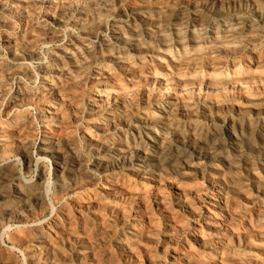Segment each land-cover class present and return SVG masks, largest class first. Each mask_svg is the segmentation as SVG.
Returning a JSON list of instances; mask_svg holds the SVG:
<instances>
[{"label": "rangeland", "instance_id": "1", "mask_svg": "<svg viewBox=\"0 0 264 264\" xmlns=\"http://www.w3.org/2000/svg\"><path fill=\"white\" fill-rule=\"evenodd\" d=\"M69 1L70 0H0V65L2 66H0V70L2 71H0V79L4 78L6 73L13 72L10 80L7 81L5 91L0 95V124L7 126L9 122L13 121V127H9L6 136L2 137V134H0V177L4 181L3 182L0 178V211H6L7 209L9 210L14 207L17 202L15 191L18 186V188L24 192L25 190L29 191L33 185H36L37 182H40L41 180L46 197L45 204L41 210L37 209L33 214L23 213L21 219H14L13 217L8 223L5 222L4 227L0 232V264H31L32 262L30 263L27 258V253L31 250L30 247H32L33 243H36V246L38 243L40 252L38 254L37 262L34 264H133L134 261H136L134 264H138L139 262H141L140 264H148L149 257L153 260L167 261L170 258L168 255H171L174 249H182L184 243H188L193 249H195L193 243H191V231L197 221H199L205 213L203 208L204 204H208L211 200H215L216 203L221 201L220 197L222 194L221 190L217 187L215 181L217 180V175L212 171V165L204 160H192V165L187 168H183V166L180 163L178 165L177 162L171 163L170 165L168 163L166 165L164 164L165 167L163 172H161V176H158L159 174L155 175L157 172H149L150 174L147 173V176H138L132 171V169H117L115 173H110L106 176L96 168L99 157L96 152L95 144L102 143L110 145L111 143V145H122L120 148L125 151L146 148V151L150 152L151 145L146 139H144L146 138L145 135L148 131L145 129L146 126L143 123V118L151 115V113H157V111H160L161 109L164 110L169 106V98L176 99V91L172 90L174 88L169 82L174 83L177 78H186L194 74L199 75L200 73L201 75L211 73L225 76L238 75V77H241L243 74L238 71V68L245 67V69H247V75H245L249 76V81L252 79L254 80L245 84L242 89H227L222 93L223 97L222 95H219L217 98V105H221L219 107L221 110L218 109V111L214 107L216 104L214 100L215 98L208 96L206 99L202 96L204 95V92L202 91L194 93L191 90H188L184 98L179 100L176 99V102L174 103H177L178 105L182 104L190 111L192 118L204 126L203 134L205 133L204 135L206 137L212 138L213 136H217L219 143L222 144H226L227 138L224 130H226L227 127L231 126L236 129L238 134L244 135V130L251 126L253 130L248 134L249 138L252 140V144L254 143V146L261 150V153H257L256 151L252 152L253 154L251 153L247 156V162L250 161L252 164L259 162V160L262 159V156H264V26H262V17L259 15L260 12L259 14H256V12L247 11L244 9L245 7L243 4L239 6L238 3L233 5L228 4V6L227 4L221 5V9L218 10L221 14L220 15L217 11H215L216 13H212L209 12V10L206 11L204 9L196 11V14L193 10V0H107L108 11L106 10L99 18L92 16L94 17L93 19H89L88 17V19L83 18V20L82 16H80L74 8H70L69 6V9H65L68 11H62V17H64L63 23H55L51 21L49 17L60 11L58 6L61 7V4L65 6L74 4L77 0H71L70 2L72 3ZM88 2H92V0H79L74 5H77V3L81 5L84 3L85 7L88 5L87 8L89 9L90 3ZM154 7L159 10L161 14L156 12L152 13L151 10H154L152 9ZM160 9L162 10L160 11ZM61 10H64V8ZM140 11H147V14L149 13L151 18L150 20L154 23L158 24L159 19L161 20L159 24L163 26L160 27H163L161 29L163 30L165 37L168 38L169 36L167 40L169 44H171L170 48L166 49L167 51H162L164 49L160 46L161 44L158 42L157 37L153 35L155 39L152 38L153 42L151 43V46L156 48L154 50L155 52L135 56L133 52L129 50L128 46L119 44L112 36V27L116 25L119 26L118 28H121L124 36L128 39H132V37L136 40L138 39L137 41H140L139 43H142L141 45L148 43L149 40L143 30L140 29L139 20L136 18ZM158 14H160V16H158ZM195 14L196 16H194ZM181 17L182 19H180ZM154 18L156 22L153 20ZM241 20L243 22H241ZM78 21L81 24L77 23ZM179 21L181 22L179 23ZM200 21H203L202 24L198 23ZM235 21L240 22V24L245 23V26H247L248 23H250L249 25L253 24V26L260 28L262 31V37L257 38L256 42H252L253 45L255 44L253 49L244 50L233 45H226V47H229L226 49L227 51H209L203 47V50H206L203 52L202 48L199 47L200 56L197 52L198 50L194 51V47L191 49V45L185 47L184 54L183 51H179L174 44L173 41L175 37L172 40V37L174 36L172 30L175 27H179L180 29L182 27L181 30L184 32L183 36L185 35V41H190L192 38H197L200 35L201 37L208 36L211 29L214 27H217V36L221 38L220 30L222 23L229 24L234 23ZM65 22L66 24H64ZM98 22L104 23L103 25L106 24L107 26L102 31L103 42L98 39L95 41L94 46L100 49L104 54L109 53V55L107 54L108 56L117 57V54H125L124 56L129 61L130 65L138 70L136 76H126L123 70L124 67L116 65L113 59L102 60L99 57L95 58L94 55L96 54L90 56L85 52L84 48H82L81 41L83 39L80 37H83L82 35L90 36ZM177 24L182 26H178ZM129 26L131 29L133 27L136 32L134 35L135 37L128 32L130 28ZM166 34L168 36H166ZM51 37L52 39L50 40ZM7 41H14L15 43L13 42L14 45L9 46ZM104 41L107 44L106 48L104 46ZM101 43L103 44V47ZM231 46L236 50L233 51ZM231 49L232 51H229ZM252 52L261 54L259 56L261 60H259L258 63L251 60ZM193 53L195 55L197 54V56L193 55ZM90 57H94V60H90ZM184 57L187 59L188 57L189 59L194 57L189 60V65L187 67L185 66L184 61H187V59ZM212 60L218 61L220 63L219 66H213L211 64ZM83 63H85V65H81ZM75 65H81V67H83L78 70L74 67ZM21 66L27 68V73L25 75H22L21 72L19 73V68ZM43 68L45 70L47 69V72L53 68L52 70L54 71V74L47 75ZM98 72L104 73L110 77L111 82L109 83L110 85H114L112 86L111 92L114 93V95L118 94V107L112 110V113L102 110H98L97 112L91 109L89 94L93 86L92 84L94 83L93 80L95 81ZM234 73H236V75ZM252 74H254V76ZM255 75L259 76L256 77ZM260 75L263 79L260 78ZM154 76L163 78L164 81L166 80L167 85L158 87L160 83L152 80V77ZM171 77L172 79H170ZM256 78L258 79L256 80ZM44 86H46L47 89L50 86L51 88L60 91L58 94L60 96H58L57 99L54 97H51L50 99L51 106L57 111V114L55 113L52 117L48 116V118L42 116L37 109L38 106H36L37 98H39V96L35 93L40 87L43 88ZM21 90H25L26 94L22 93L21 96L19 93ZM162 90L165 91L166 96L162 93ZM77 94L79 95L77 96ZM25 96L26 98H24ZM252 99L253 101H251ZM209 108H213L214 112H216H213L214 115L212 114L213 116L207 118L204 116V111ZM217 114H219V116H216ZM111 118L113 120H111ZM122 119L124 121H122ZM122 122L124 123L123 125H121ZM26 126L28 128H26ZM109 126L114 129H111ZM22 138L24 139L22 140ZM23 141H26V145L22 144ZM49 141H53L55 144L57 143V147L60 152H62L63 161H61L60 164L58 163L59 165L56 164L53 159L48 157L44 158L42 154H40L43 146L47 145L46 143ZM22 145L26 146L28 149L30 159L28 164L24 162L22 154H20L23 148ZM231 152L228 151L226 155L232 158L234 154ZM75 162H78L79 165H76ZM262 163L264 165V162ZM166 166L168 168H166ZM257 166L258 165H253L255 172L259 174L262 179V182L258 184H255L247 175L245 159L238 160L235 164L236 169L225 174L223 179L226 184H231L234 189L241 187L238 191L235 190L237 192L230 194L232 204L226 205L225 209L230 212L244 211L246 219L249 218L254 220V216L258 215L260 216V219H262L261 223L264 228V169L263 171L259 170L261 168ZM182 173L191 177L189 183L192 186L200 187L201 185L200 188L202 189V202L194 200V202L191 203L193 200L189 201L190 204L193 205L191 212L187 209L188 212L185 210L186 208L184 209L178 204V194L172 187L175 182L178 183L183 181L184 178L181 175ZM4 178L8 179V181ZM80 178L82 180H80ZM209 178L212 182L207 180ZM75 179L84 183L83 188L77 189L74 192H68L69 189L71 190L74 187L73 184ZM235 179L237 180L236 184ZM157 181H160V187L155 186ZM108 184L115 186L127 185V187L135 191H139L140 189L145 190V193L143 192V194H141V199H139L140 204H138L137 201L131 206L125 199H123L124 196L120 193L116 195V198L114 197L111 199L112 202L123 208L124 211L126 210L129 212L131 206L134 210H137L138 213H142V215L139 214V216H142L141 219L135 221L132 219L130 213H125L128 217L124 216L125 218L120 217V219L118 218L119 216L109 213L106 209H103V207V210L101 207H94V209L93 207H89V209L87 207L76 212V205H74L75 199L80 198L79 201L82 199L80 201L82 204H85V202L88 203L91 201L92 196L93 198L96 196V198H98L100 195L99 191L110 186ZM104 185L107 186L105 187ZM25 187L27 188L25 189ZM239 192L242 196L239 195ZM162 196L165 199L163 200L164 202L160 203L157 199L159 197L162 198ZM237 196H239V198H237ZM107 201H109V199H105V202ZM231 207L234 210L231 209ZM194 212H196V214ZM54 214L58 216V221L56 223L53 222ZM143 214H145V216ZM94 217L97 218L95 219ZM147 219H149V221ZM146 221H148L149 224H147ZM35 223L42 226V233H40V231L38 233L29 231L30 224L32 225ZM171 223L173 224L172 227ZM175 223L179 226L183 225V228L181 229V227L178 226L177 231L174 228ZM149 225L152 226L148 227ZM239 225L241 228L239 226L236 228L239 232H242V230L243 232L246 230L248 231L247 228H244L245 226L243 223H240ZM134 227H140L138 229L142 230L149 229L152 232L150 231L147 238L142 236L143 238L135 237L132 239L129 237V233ZM67 229L69 230L64 231ZM99 232L102 233L100 234ZM76 236L82 239L86 237L84 240H86L85 242L87 244H84L80 248L76 242H74V239L71 238H75ZM170 236L172 239L176 240L174 241L170 239ZM55 238L58 239L56 240ZM16 240L20 242H17ZM22 242L28 243L21 244ZM91 242L92 244H90ZM164 243L167 244V246ZM125 245L130 251L133 250L131 251L133 255L129 256V253H126L127 250L124 247ZM89 251L91 252L89 253ZM145 251H147V254ZM241 251H243V249ZM233 253L234 250L228 252L229 255H232ZM79 254L81 258H77V255ZM44 255L46 257H44ZM146 255L149 257L147 258Z\"/></svg>", "mask_w": 264, "mask_h": 264}, {"label": "bare ground", "instance_id": "2", "mask_svg": "<svg viewBox=\"0 0 264 264\" xmlns=\"http://www.w3.org/2000/svg\"><path fill=\"white\" fill-rule=\"evenodd\" d=\"M71 1V0H70ZM69 1V2H70ZM75 1V0H74ZM79 0H77L76 2H78ZM85 1V0H84ZM91 1V0H90ZM164 1V0H163ZM167 1V0H166ZM165 1V2H166ZM184 1V0H183ZM65 2V1H64ZM75 2V3H76ZM182 2V1H181ZM188 2V1H187ZM26 3V2H25ZM68 3V2H67ZM72 3V2H70ZM74 3V2H73ZM74 3V4H75ZM90 3L89 5V9L87 7H85L84 3L79 5L77 3V5L74 4H70V5H63L61 4V7L58 6V8H60V11H58L57 13H54L51 15V17H49V19H51V21L55 22V23H60V22H64L62 17V11H68L65 10L67 9L69 6L70 8H74V10L76 12L79 13L80 16H82V19H93L94 17L92 16H96V17H101L104 12L107 10L108 8V4H107V0H92V2H88ZM164 3V2H163ZM174 3V2H173ZM239 4V6L241 4H243V6L245 7L244 9H246L247 11H251V12H256V14L260 12L259 15H261L260 17H262V26H264V0H193V10L196 13V11L199 10H206L209 12L214 13L215 11H217L219 13L218 10L221 9V5H225L227 4ZM142 4V3H141ZM150 4V3H149ZM25 5V4H24ZM60 5V4H59ZM111 5V4H110ZM133 5V4H132ZM4 6V5H2ZM1 6V7H2ZM65 6V7H64ZM129 6V5H128ZM144 6V5H143ZM230 6V5H229ZM238 6V5H237ZM26 7V6H25ZM164 7V6H163ZM64 10H61L63 9ZM120 8V7H119ZM132 8V7H131ZM142 8V7H141ZM158 8V7H157ZM7 9V8H6ZM69 9V8H68ZM154 10H151V12H156V13H160L159 10H157L155 7L152 8ZM234 9V8H233ZM232 9V10H233ZM9 10V9H8ZM15 10V9H14ZM17 10V9H16ZM25 10V9H24ZM162 9H160L161 11ZM227 10V9H226ZM243 10V9H242ZM108 11V10H107ZM126 11V10H125ZM7 12V11H6ZM34 12V11H33ZM40 12V11H39ZM166 12V11H165ZM184 12V11H183ZM231 12V11H230ZM36 13V12H35ZM187 13V12H186ZM216 13V12H215ZM64 14V13H63ZM155 14V13H154ZM160 14H158V16H160ZM182 14V13H181ZM197 14V13H196ZM196 14L194 16H196ZM209 14V13H208ZM220 14V13H219ZM164 15V14H162ZM221 15V14H220ZM219 15V16H220ZM156 16V15H155ZM244 16V15H243ZM95 17V18H96ZM154 17V16H153ZM152 17V18H153ZM187 17V16H186ZM259 17V18H260ZM68 18V17H67ZM106 18V17H105ZM140 23V29L143 30V32L145 33L146 37L148 38L149 42L148 43H144V45H141L135 38L132 37V39H128L127 37L124 36L121 28H118L119 26L115 25L114 27H112V36L115 38V40L119 43L122 44L123 46L126 45L128 46L129 50L131 52H133V54L135 56H140L142 54H148V53H154L155 51V47L151 46V43L153 42V35L157 37L158 42L161 44L160 46L164 49L162 51H167L166 49L170 48L171 44H169L168 42V38L169 36L166 34L167 37H165V35L163 34V30L160 26V19H159V23H154L153 21H151L149 13L147 14L146 12L140 11L137 14V17ZM81 19V18H79ZM81 19V20H82ZM120 19V18H119ZM158 19V18H157ZM182 19V17L180 18ZM75 20V19H74ZM80 20V21H81ZM84 20V19H83ZM82 20V21H83ZM111 20V19H110ZM127 20V19H126ZM155 21V18L153 19ZM200 20V19H199ZM248 20V19H247ZM25 21V20H24ZM90 21V20H89ZM97 21V20H96ZM172 21V19H171ZM174 21V20H173ZM192 21V20H191ZM197 21V20H196ZM204 21V19H203ZM202 21V22H203ZM117 22V21H116ZM156 22V21H155ZM181 21H179L180 23ZM202 22H198L200 24H202ZM241 22H243L241 20ZM79 23V21L77 22ZM106 23V22H105ZM109 23V22H108ZM166 23V22H165ZM213 23V22H212ZM248 23V22H247ZM246 23V24H247ZM66 24V22L64 23ZM81 24V23H79ZM83 24V23H82ZM104 23H99L96 24L94 31H92V34L89 35H82L83 40L81 41V46L82 48H84L85 52H87L90 56L93 54L95 58H100L102 60H109L110 58L113 59V61L116 63V65L119 66H123V70H124V74L126 76L129 77H133L136 76L138 73V70L133 67L132 65H130L129 61L125 58V54H115L117 57H113V56H108L109 53L104 54L103 52H101L100 49H98L96 46H94V43L96 40L100 39L102 40V31L104 30V28H106V24L103 25ZM163 24V23H162ZM250 23H248L247 26H245V23L240 24V22L235 21L234 23H222V27L220 30L221 33V38H219L217 35L218 31H217V27L212 28L210 31V34L208 36L205 37H201L198 36L197 38H192L190 41H185L182 32V27L181 29L179 27H175L173 28V32H174V44L176 45V47L180 50L183 51L184 53V49L186 46L191 45V49L194 47V51H197L198 53L199 51V47L202 48L203 47L207 50H214L217 52H221L226 50L229 47H226V45H233L236 47H240L241 49H253L254 45L253 43L256 42L257 38L262 37V31L260 30V28H256L255 26H253V24L249 25ZM259 24V23H258ZM261 24V23H260ZM178 26H182L177 24ZM175 25V26H177ZM2 26V25H1ZM6 26V25H4ZM80 26V25H79ZM83 26V25H81ZM34 27V26H33ZM130 27V26H129ZM127 27V28H129ZM246 27V28H245ZM185 28V27H184ZM190 28V27H189ZM220 28V27H219ZM264 30V29H263ZM38 31V30H36ZM47 31V30H46ZM126 31V30H125ZM184 31V30H183ZM59 32V31H58ZM132 36L135 35V31L132 27L129 28L128 31ZM165 32V31H164ZM219 33V34H220ZM46 34V33H45ZM58 34V33H57ZM62 34V33H61ZM70 34V33H69ZM171 34V33H170ZM25 36V35H24ZM244 39H243V37ZM264 36V34H263ZM135 37V36H134ZM64 38V37H63ZM189 38V37H188ZM33 39V38H32ZM36 39V38H35ZM52 39V37L50 38V40ZM111 39L113 40V38L111 37ZM155 39V38H154ZM261 39V38H260ZM39 40V39H38ZM104 40V39H103ZM102 40V42H103ZM14 42V41H13ZM12 41H7V43L9 44V46L14 45ZM38 42V41H37ZM79 42V41H78ZM142 42V41H141ZM253 42V43H252ZM15 43V42H14ZM172 43V42H170ZM5 44V43H4ZM18 44V43H17ZM102 44V43H101ZM46 45V44H45ZM106 43L104 41V46L106 48ZM121 46V47H123ZM159 46V45H158ZM232 47L233 51L236 50L234 49V47ZM31 47V46H30ZM103 47V44H102ZM109 47V46H108ZM107 47V48H108ZM160 47V48H161ZM235 47V48H236ZM103 48V49H105ZM61 49V48H60ZM111 49V48H110ZM203 50V52H205L206 50ZM229 50V51H232ZM83 50V51H84ZM122 50V49H121ZM177 50V49H176ZM201 50V49H200ZM201 50V51H202ZM8 51V50H7ZM28 51V50H27ZM107 51V50H106ZM169 51V50H168ZM181 51V52H182ZM227 51V50H226ZM73 52V51H72ZM84 52V53H85ZM116 52V51H115ZM119 52V51H118ZM202 52V53H203ZM237 52V51H236ZM258 52V51H257ZM257 52H252V58L251 60L256 61V63L259 62V60H261L259 58V56L261 54H257ZM92 53V54H91ZM124 53V52H122ZM162 53V52H161ZM182 53V54H183ZM192 53V52H190ZM196 53V52H195ZM212 53V51H211ZM224 53V52H223ZM235 53V52H234ZM29 54V53H28ZM111 54V53H110ZM159 54V51H158ZM165 54V53H164ZM181 54V53H180ZM185 54V53H184ZM87 55V54H86ZM167 55V54H166ZM192 55V54H191ZM193 55H195L193 53ZM200 55V53H199ZM79 56V55H78ZM197 56V54L195 55ZM201 56V55H200ZM250 56V54H249ZM263 56V55H262ZM18 57V56H17ZM83 57V56H82ZM93 57V58H94ZM93 58H89L90 60H94ZM152 58V57H151ZM186 58V57H184ZM194 58V57H193ZM190 58V59H193ZM1 59V57H0ZM187 59V58H186ZM189 57L185 61V66L187 67L189 65ZM84 60V59H83ZM182 60H183V56H182ZM45 61V60H44ZM180 61V60H179ZM112 62V61H111ZM182 62V61H181ZM226 62V61H225ZM159 63V62H158ZM24 64V63H23ZM211 64L213 66H219V62L218 61H211ZM210 64V65H211ZM81 65H85V63L81 64ZM75 65L74 67H76V69L80 70L82 67ZM249 65V64H248ZM262 65V64H261ZM263 65H264V60H263ZM1 66V65H0ZM107 66V65H106ZM2 67V66H1ZM179 67V66H178ZM46 68V67H45ZM184 68V67H183ZM238 68V67H237ZM11 69V68H10ZM44 69V68H43ZM51 69V68H50ZM53 69V68H52ZM50 70L47 72V75H51L54 74L53 70ZM57 69V68H56ZM84 69V68H83ZM182 69V68H181ZM234 69V68H233ZM236 69V68H235ZM8 70V69H7ZM89 70V69H88ZM215 70V69H214ZM232 70V69H231ZM237 70V69H236ZM246 70L245 67L243 68H238V71H240L241 74H243V76L238 77L237 76H225V75H215V74H208L207 75H201V73L199 75H190L186 78H177V80L174 83H170L172 84L173 88L172 90H175L176 92V99H182L185 97L186 93L188 92V90H191L192 92H199L202 91L204 92L202 95L203 97H213L215 98V102L216 104L214 105V107L218 110L219 107L221 105H217V98L218 96L222 95L223 92H225L227 89H235L238 88L242 89L243 86L245 84H248V82L253 81L254 79L251 80V76L254 74H252L250 77L249 81V76H246ZM1 71V70H0ZM6 71V70H5ZM18 71V70H17ZM85 71V70H84ZM219 71V70H218ZM2 72V71H1ZM9 72V71H8ZM21 72L22 75H25L27 73V68L25 66H21L19 68V73ZM123 72V71H122ZM235 72V70H234ZM56 73V71H55ZM66 73V71H65ZM92 73V72H91ZM193 73V72H192ZM13 74V72H9L5 74V77L0 79V95H2V93L5 91V87L7 85V81L10 80L11 75ZM96 74V73H95ZM166 74V73H165ZM164 74V75H165ZM170 74V73H169ZM175 74V73H174ZM178 74V73H177ZM224 74V73H223ZM231 74V72H230ZM236 75V73H234ZM246 74V75H245ZM28 75V74H27ZM45 75V74H44ZM152 75V74H150ZM167 75V74H166ZM188 75V74H187ZM14 76V75H13ZM76 76V75H75ZM139 76V75H138ZM174 76V75H173ZM172 76V77H173ZM256 76V75H255ZM259 76V75H258ZM256 76V77H258ZM146 77V76H145ZM164 77V76H163ZM167 77V76H166ZM172 77L170 79H172ZM263 77V76H262ZM76 78V77H75ZM261 78V75H260ZM47 79V78H45ZM150 79V78H149ZM258 78H256L257 80ZM263 79V78H261ZM49 80V79H48ZM117 80V79H116ZM136 80V79H135ZM152 80L157 81V83H160L158 87H162L163 85H167L166 80L164 81L163 78H159L157 76L152 77ZM151 80V81H152ZM168 80V79H167ZM144 81V80H143ZM263 81V80H262ZM45 82V80H44ZM43 82V83H44ZM73 82V81H71ZM78 82V81H77ZM93 86L91 88L90 91V103H91V109L93 111H97L98 110H102V111H108L112 113V110L116 109L118 106V101L119 98L117 97L118 94L115 96L114 93H112L111 89L112 86H114L113 84L110 85L109 82L110 81V77H108V75L98 72L96 74V79L95 81L93 80ZM261 82V81H260ZM92 83V82H91ZM50 84V83H49ZM69 84V83H68ZM251 84V83H249ZM260 84V83H259ZM44 85V84H43ZM42 85V86H43ZM48 85V83H47ZM74 85V84H73ZM258 85V84H257ZM53 86V85H52ZM68 86V85H67ZM170 86V85H169ZM250 86V85H249ZM252 86V85H251ZM260 86V85H259ZM264 86V85H263ZM247 87V86H245ZM168 88V87H167ZM254 88V87H253ZM120 89V88H119ZM154 89V88H153ZM255 89V88H254ZM114 90V89H113ZM161 90V89H160ZM88 91V90H87ZM144 91V90H143ZM163 91V90H162ZM171 91V90H170ZM60 91L56 90L55 88H51L50 86L47 87L44 86L43 88H39V90L35 93L36 95L39 96V98H37V104L36 106H38V111L40 114H42V116H44L45 118L48 116H53L55 113L57 114V111H55L54 108H52L51 106V97H54L55 99L58 98V95ZM147 92V91H146ZM20 95L23 93L26 94L25 90H21ZM126 93V92H125ZM160 93V92H159ZM164 95L166 94L165 91L162 92ZM230 93V92H229ZM121 94V93H120ZM161 94V93H160ZM159 94V95H160ZM6 95V94H5ZM32 95V94H31ZM79 94H77L78 96ZM233 95V94H232ZM17 96V95H16ZM22 96V95H21ZM29 96V95H28ZM127 96V95H126ZM158 96V94H157ZM166 96V95H165ZM1 97V96H0ZM31 97V96H30ZM75 97V96H74ZM121 97V95H120ZM223 97V95H222ZM26 98V96L24 97ZM162 98V97H160ZM212 98V99H213ZM126 99V98H125ZM159 99V98H158ZM157 99V100H158ZM175 98H169L168 99V105L169 106H164L166 107L164 110L161 109L160 111H157V113H151V115L146 116L145 118H143V123L145 124L147 129L146 131L147 134L145 135L146 141L151 145V150L150 152L146 151V148H137V149H133L132 151H125L122 150L120 148V146L122 147V145L118 146V145H105L102 143H96L95 147H96V152L98 155V161L96 164V168L103 174H105L106 176H108V174L110 173H115V171L117 169H132L133 172H135L138 176L139 175H146L149 172H157L155 175L159 174L158 176H161V172H163L165 165L168 163L169 165L171 163H175L177 162L178 165L179 163L184 167H190L192 164V160H204L207 161L209 164L212 165L211 169L212 171L215 172V174L217 175V180L216 184L217 187L221 190V201L219 202H215V200H211V202H209L208 204H204L203 208L205 210V213L203 214L202 218L197 221V223L194 225L192 231H191V243H193L195 249H193L188 243H184V246L182 247V249H172V253L170 256V258L167 261H161V260H153L151 257L147 256L148 258V264H264V228L262 227V223L260 219V216H254L255 219H246V215L245 212H235V211H227L225 209L226 205H230L232 204V199L230 197L231 193H235L238 191V189H240L241 187H238V189H234V187L230 184H226L224 182V177L225 174L227 172H230L231 170L233 171V169L235 170V164L237 163L238 160L241 159H245V164H246V171H247V175L249 176V178L255 183L258 184L260 182H262L259 174H257L255 172V168L253 167V165H258L257 167H260L262 170L264 169V165L262 162H264V156H262V159L259 160V162H257L256 164H252L249 162H247L248 158L247 156L249 154H251L252 152L256 151L257 153H261V150L257 147L254 146V143L252 144V140L249 138V133L252 132L253 128L247 127L246 130H244V135L243 134H238L236 129L231 127H227L226 130H224L225 132V136L227 138L226 140V144H222L219 143V139L217 136H213L212 138L206 137L203 134L204 131V126L199 123L198 121L194 120L192 118V115L190 113V111L188 109H186L182 104L178 105L176 102ZM203 99V98H202ZM207 99V98H206ZM263 99V98H262ZM123 100V99H122ZM166 100V99H165ZM220 100V99H219ZM249 100V99H248ZM253 101V99L251 100ZM222 102V101H221ZM120 103V102H119ZM14 104V103H13ZM35 104V103H34ZM167 104V103H166ZM188 104V103H187ZM210 104V103H209ZM58 105V104H57ZM61 105V104H60ZM66 105V104H65ZM73 106V105H72ZM223 107V106H222ZM120 108V106H119ZM163 108V107H162ZM241 108V107H240ZM239 108V109H240ZM196 109V108H195ZM215 109V110H216ZM236 109V108H235ZM238 109V110H239ZM257 109V108H256ZM221 110V108L219 109ZM218 110V111H219ZM224 110V109H223ZM244 110V109H243ZM242 110V111H243ZM259 110V109H258ZM257 110V111H258ZM264 110V108H263ZM118 111V110H117ZM192 111V110H191ZM261 111V110H259ZM205 117H210L213 116V108H209L208 110H205ZM216 112V111H215ZM214 112V113H215ZM262 112V111H261ZM259 112V113H261ZM239 113V112H238ZM213 114V115H212ZM4 115V114H3ZM252 115V114H251ZM262 115V114H261ZM128 116V115H127ZM216 116H219V114H217ZM116 117V116H115ZM114 117V118H115ZM204 117V118H205ZM222 117V115H221ZM121 118V116H120ZM213 118V117H212ZM52 119V118H51ZM222 119V118H221ZM111 120H113L111 118ZM117 120V118H116ZM226 120V119H225ZM8 121V120H7ZM122 121H124L122 119ZM121 122V121H120ZM2 123V121H1ZM118 123V122H115ZM142 123V124H143ZM230 123V122H229ZM5 124V123H4ZM121 124V123H120ZM124 123L122 122L121 125H123ZM234 124V123H233ZM236 125V124H235ZM234 125V126H235ZM13 127V121L9 122L8 125L4 126L2 124H0V134H2L3 136H6V133H8V129L9 127ZM117 126V125H116ZM119 126V125H118ZM110 127V126H109ZM26 128H28L26 126ZM111 128V127H110ZM24 129V128H23ZM114 129V128H111ZM242 130V129H241ZM11 131V130H9ZM21 134V133H20ZM209 134V133H208ZM218 134V133H216ZM247 134V135H246ZM144 135V134H143ZM215 135V134H214ZM45 136V135H44ZM210 136V135H209ZM63 137V136H62ZM221 137V136H220ZM219 137V138H220ZM5 138V137H4ZM18 138V137H17ZM24 138H22L23 140ZM221 139V138H220ZM262 139V138H261ZM69 140V139H68ZM262 141V140H261ZM101 142V141H100ZM104 142V141H103ZM254 142V141H253ZM93 143V142H92ZM117 143V142H116ZM16 144V143H15ZM22 144L26 145V141H23ZM47 145L43 146V148L41 149V153L42 156L51 158L55 161L56 164H60L61 161H63V156H62V152H60L59 148L57 147V143L55 144L53 141H49L48 143H46ZM118 144V143H117ZM20 145V144H19ZM23 146L22 148V152L20 154H22L23 160L25 163H29L30 159H29V155H28V149L26 148V146ZM262 145V144H261ZM260 145V148H261ZM11 146V145H10ZM145 146V145H144ZM125 147V146H124ZM12 148V147H11ZM19 148V147H18ZM130 149V150H131ZM232 151L234 156L231 158L229 156L226 155V153L228 151ZM263 151V150H262ZM231 152V153H232ZM247 154V155H246ZM253 154V153H252ZM258 155V154H256ZM264 155V152H263ZM41 156V157H42ZM67 156V155H66ZM253 156V155H252ZM189 157V158H187ZM40 158V157H39ZM253 158V157H251ZM259 158V157H258ZM255 159V156H254ZM250 160V158H249ZM258 160V159H256ZM241 162V161H240ZM64 163V162H63ZM55 164V165H56ZM58 164V165H59ZM76 165H79L78 162H75ZM165 164V165H164ZM244 164V163H243ZM242 164V165H243ZM62 165V164H61ZM95 166V165H94ZM177 166V165H176ZM73 168V167H72ZM166 168H168L166 166ZM178 168V167H177ZM75 169V168H74ZM190 169V168H189ZM3 170V169H2ZM12 170V169H11ZM15 170V169H14ZM13 170V171H14ZM180 170V169H179ZM48 171V170H47ZM99 172V173H100ZM132 172V173H133ZM239 172V171H238ZM5 174V173H3ZM7 174V172H6ZM9 174V172H8ZM11 174V173H10ZM48 174V173H47ZM134 174V173H133ZM150 174V173H149ZM154 174V173H153ZM263 174V173H262ZM136 175V176H137ZM182 177L184 178L182 182H178L175 184H173V188L174 191H176V193L178 194L177 196L179 198H177V202L179 205L182 206V208H186L185 210L189 209L190 212L192 211V206L190 204V200H193L191 203L194 202V200L198 201V202H202V189L200 187H195L192 186L189 181H190V176L187 174L182 173L181 174ZM11 176V175H10ZM147 176V175H146ZM157 176V177H158ZM12 177V176H11ZM84 177V176H83ZM155 177V176H154ZM209 177V176H207ZM1 178V177H0ZM131 178V177H130ZM211 178V177H210ZM207 179L209 182H212L211 179ZM2 179V178H1ZM6 179V178H4ZM38 179V178H37ZM41 179V178H40ZM79 179V178H78ZM75 179L74 180V184H73V188L68 192H74L77 189H81L84 186V183L80 180H82L80 178V180ZM160 179V178H158ZM157 179V180H158ZM179 179V178H178ZM215 179V178H214ZM249 179V180H250ZM8 181V179H6ZM10 180V179H9ZM92 180V178H91ZM151 180V179H150ZM227 180V179H226ZM236 180V179H235ZM3 181V179H2ZM172 181V180H171ZM170 181V182H171ZM4 182V181H3ZM92 182V181H91ZM159 182H156L155 186H159ZM166 182V181H165ZM227 182V181H226ZM119 183V182H118ZM229 183V182H228ZM234 183V180H233ZM237 183V180L235 182V184ZM253 183V184H254ZM152 184V183H151ZM155 184V183H154ZM161 184V183H160ZM254 184V185H255ZM262 184V183H261ZM90 185V184H89ZM110 185V184H108ZM260 185V184H259ZM64 186V185H63ZM105 186V185H104ZM107 186V185H106ZM105 186V187H106ZM150 186V185H149ZM238 186V185H237ZM251 186V185H250ZM19 187V186H18ZM17 187V190L15 191V195H17V202L14 205V207H12L11 209H4L6 211H0V232L2 231L5 222L8 223L9 220L14 219H21L23 217V213H29V214H33L37 209L41 210V208L44 206L45 204V191H44V187L42 185V182L40 180V182H37L36 185H33V187L29 190L25 192L21 189H19ZM86 187V186H85ZM98 187V186H97ZM103 187V186H102ZM131 187V186H130ZM134 187V186H133ZM160 187V186H159ZM15 188V187H14ZM27 187H25L26 189ZM139 188V187H138ZM145 188V187H144ZM149 188V187H148ZM217 188V189H218ZM236 188V187H235ZM134 189V188H133ZM143 189V188H142ZM147 189V188H146ZM100 190V188H99ZM139 190V189H138ZM141 190V189H140ZM135 191L130 189L129 187H127V185H110L107 188L100 190V195L98 196V198H91V201H89L88 203L85 202V204H82L79 199H75L74 200V205H76V212L81 211V209L83 210V208H87L89 209L93 207H103V209H106L109 213L111 214H115L116 216L120 217H128V215H125V213H130V215H132V219H134L135 221H138L139 219H141L142 213H138L137 210H134L131 206L134 205L137 201L138 204L139 203V199H141V194H143V192L145 190H141V191ZM151 190V189H150ZM157 190V189H156ZM234 190V191H233ZM237 190V191H235ZM243 191V190H242ZM2 192V191H1ZM7 192V191H6ZM95 192V191H94ZM150 192V191H148ZM155 192V191H154ZM166 192V191H165ZM67 193V192H66ZM122 194L124 196L123 199H125L127 201L128 204H130V211L126 212L124 211L123 208H121L120 206H118L116 203L112 202L111 199L112 198H116L117 194ZM145 193V192H144ZM157 193V192H155ZM163 193V191H162ZM59 194V193H58ZM94 194V193H93ZM147 194V192H146ZM145 194V197H146ZM175 194V193H174ZM219 194V193H218ZM244 194V193H243ZM148 195V194H147ZM152 195V194H151ZM155 195V194H154ZM236 195V194H235ZM240 195V192H239ZM56 196V195H55ZM73 196V195H72ZM156 196V195H155ZM158 196V194H157ZM172 196V195H171ZM242 196V195H240ZM57 197V196H56ZM143 197V195H142ZM74 198V196H73ZM214 198V197H213ZM219 198V197H218ZM217 198V199H218ZM237 198H239V196H237ZM56 199V198H54ZM84 199V198H83ZM86 199V198H85ZM90 199V198H89ZM105 199H109V201L105 202ZM153 199V198H152ZM165 198L159 197L157 200H159L160 203L164 202ZM253 199V198H252ZM51 200V199H50ZM71 200V199H70ZM144 200V199H143ZM146 200V199H145ZM235 200V198H234ZM237 200V199H236ZM85 201V200H83ZM116 201V200H115ZM142 202V201H141ZM146 202V201H145ZM158 202V201H157ZM84 203V202H83ZM159 203V204H160ZM164 204V203H163ZM202 204V203H201ZM203 205V204H202ZM71 206V205H70ZM126 206V205H125ZM159 206V205H158ZM75 207V206H74ZM123 207V206H122ZM165 207V206H164ZM177 207V206H176ZM72 208V207H71ZM163 208V207H162ZM174 208V207H173ZM92 209V211H93ZM98 209V208H97ZM102 209V210H103ZM127 209V207H126ZM202 209V208H201ZM231 209H233L231 207ZM236 209V208H235ZM244 209V208H243ZM258 209V208H257ZM87 210V209H85ZM128 210V209H127ZM147 210V209H146ZM164 210V209H163ZM234 210V209H233ZM256 210V209H255ZM144 211V210H142ZM160 211V210H159ZM167 211V210H166ZM188 211V210H187ZM242 211V210H241ZM257 211V210H256ZM100 212V211H99ZM141 212V211H140ZM189 212V211H188ZM258 212V211H257ZM58 213V212H57ZM61 213V212H60ZM67 213V212H65ZM69 213V212H68ZM150 213V212H149ZM196 214V212H194ZM148 214V213H147ZM171 214V213H170ZM192 214V213H190ZM258 214V213H256ZM62 215V214H61ZM114 215V216H115ZM145 216V214H143ZM169 215V214H168ZM26 216V215H24ZM63 216V215H62ZM94 216V215H92ZM143 216V217H144ZM174 216V215H173ZM184 216V215H183ZM194 216V214H193ZM124 217V218H125ZM147 217V216H146ZM26 218V217H25ZM61 218V217H59ZM95 218V217H94ZM97 218V217H96ZM95 218V219H96ZM99 218V217H98ZM67 219V218H66ZM71 219V218H70ZM69 219V220H70ZM121 219V218H120ZM149 221V219H147ZM180 220V219H179ZM52 221V220H51ZM58 221V216L56 214L53 215V222L56 223ZM71 221V220H70ZM146 221L147 224H149V222ZM169 221V220H168ZM69 222V221H68ZM72 222V221H71ZM70 222V223H71ZM175 222V221H174ZM184 222V221H183ZM50 223V221H49ZM85 223V222H84ZM240 223L244 224V228L248 229V231L246 232H239V230H237L236 228L239 226L240 227ZM81 224V223H80ZM172 224V223H171ZM182 224V223H181ZM185 224V223H184ZM7 225V224H6ZM51 225V224H50ZM69 225V224H68ZM156 225V224H155ZM154 225V227H155ZM44 226V225H43ZM138 226V224H137ZM143 226V225H142ZM152 226V225H151ZM150 225L148 227H151ZM173 226V224L171 225V227ZM177 223L174 224V228L177 230L178 229ZM183 225L179 226L181 227V229ZM22 227V226H21ZM48 227V226H47ZM53 227V226H52ZM67 227V226H65ZM144 227V226H143ZM147 227V228H148ZM46 228V227H45ZM69 228V227H68ZM140 227L137 228H132L131 232L129 233V237H131L132 239L135 237H148L149 233L151 230H147V229H138ZM159 228V227H158ZM173 228V229H174ZM186 228V227H185ZM241 228V227H240ZM243 228V229H244ZM28 229V228H26ZM48 229V228H47ZM103 229V228H102ZM152 229V228H151ZM244 229V230H245ZM43 230L42 226L40 224H30L29 226V231L30 232H39L42 233L41 231ZM64 230V231H68ZM154 230V228H153ZM159 230V229H158ZM157 230V231H158ZM168 230V229H167ZM186 230V229H185ZM45 231V230H44ZM50 231V230H49ZM59 231V230H58ZM72 231V230H71ZM155 231V230H154ZM171 231V230H170ZM178 231V230H177ZM180 231V230H179ZM46 232V231H45ZM44 232V233H45ZM86 232V231H85ZM152 232V231H151ZM184 232V231H183ZM67 233V232H66ZM69 233V232H68ZM100 233V232H99ZM102 233V232H101ZM100 233V234H101ZM155 233V232H154ZM26 234V233H25ZM28 234V233H27ZM34 234V233H33ZM156 234V233H155ZM31 235V234H30ZM37 235V234H36ZM89 235V234H88ZM70 236V235H69ZM85 236V234H84ZM83 236V237H84ZM177 236V235H176ZM179 236V235H178ZM183 236V235H182ZM18 237V236H17ZM20 237V236H19ZM57 237V236H56ZM62 237V236H61ZM99 237V235H98ZM127 237V236H126ZM142 237V238H143ZM167 237V236H166ZM13 238V237H12ZM23 238V237H22ZM34 238V237H33ZM39 238V237H38ZM74 239V242H76V244L81 248L84 244H87L82 238H78L77 236L71 237ZM93 238V237H92ZM31 239V238H30ZM56 239V238H55ZM58 239V238H57ZM56 239V240H57ZM66 239V238H64ZM169 239V238H168ZM170 239H172V237L170 236ZM190 239V237H189ZM22 240V239H21ZM25 240V238H24ZM33 240V239H32ZM43 240V239H42ZM91 240V239H90ZM125 240V239H124ZM139 240V239H138ZM144 240V239H143ZM147 240V239H146ZM174 240V239H172ZM176 240V239H175ZM174 240V241H175ZM2 241V240H1ZM17 241V240H16ZM27 241V239H26ZM38 241V239H37ZM47 241V240H46ZM45 241V242H46ZM123 241V240H121ZM171 241V240H170ZM169 241V242H170ZM20 242V241H17ZM30 242V241H29ZM39 242V241H38ZM44 242V243H45ZM66 242V241H65ZM124 242V241H123ZM122 242V243H123ZM173 242V241H172ZM184 242V241H183ZM2 243V242H1ZM23 243H28V242H22ZM71 243V242H70ZM103 243V242H102ZM127 243V242H125ZM130 243V241H129ZM128 243V244H129ZM166 243V242H165ZM164 243V244H165ZM175 243V242H174ZM52 244V242H51ZM75 244V243H74ZM92 244V242L90 243ZM94 244V242H93ZM121 244V243H120ZM132 244V242H131ZM137 244V243H136ZM139 244V243H138ZM169 244V243H168ZM123 245V244H122ZM167 246V244H165ZM21 246V245H19ZM29 246V245H28ZM52 246V245H51ZM68 246V245H67ZM70 246V245H69ZM102 246V245H101ZM146 246V245H145ZM165 246V247H166ZM180 246V245H179ZM47 247V246H46ZM89 247V245H88ZM126 253H129L130 255H133V253L130 251V249L125 245L124 246ZM20 248V247H19ZM23 248V247H22ZM31 250H29V252L27 253V258L30 261V263L32 262L33 264L37 262L38 259V254L39 252V248H38V243L36 246V243H33L32 247H30ZM79 248V249H80ZM87 248V247H86ZM91 248V247H90ZM162 248V247H161ZM243 251H241L242 249ZM85 249V248H84ZM41 250V249H40ZM86 250V249H85ZM89 250V249H88ZM91 250V249H90ZM94 250V249H92ZM230 250H234V253L232 255H229L228 252ZM48 251V250H47ZM57 251V250H56ZM95 251V250H94ZM59 252V251H58ZM91 251H89L90 253ZM147 254V251H145ZM149 252V251H148ZM25 253V254H26ZM45 253V252H44ZM124 253V252H123ZM231 253V252H230ZM51 254V253H50ZM78 254V253H77ZM94 254V253H93ZM137 254V253H136ZM228 254V255H227ZM48 255V254H47ZM82 255V254H81ZM87 255V254H85ZM84 255V257H85ZM89 255V254H88ZM41 256V254H40ZM152 256V255H151ZM44 257H46L44 255ZM134 257V256H133ZM132 257V259H133ZM165 257V256H164ZM77 258H81L80 254L77 255ZM126 258V257H125ZM124 258V259H125ZM137 258V257H136ZM156 258V257H155ZM52 259V258H51ZM66 259V258H65ZM27 260V259H25ZM27 260V261H28ZM43 260V259H42ZM80 260V259H79ZM131 260V259H130ZM138 260V259H137ZM147 260V259H146ZM166 260V259H165ZM57 261V260H56ZM134 261V260H133ZM139 261V260H138ZM40 262V261H38ZM42 262V261H41ZM48 262V261H47ZM53 262V261H52ZM147 262V261H146ZM31 263V264H32ZM94 263V262H93ZM136 263V261L133 262V264ZM141 262H139L138 264H140ZM46 264V263H45Z\"/></svg>", "mask_w": 264, "mask_h": 264}]
</instances>
